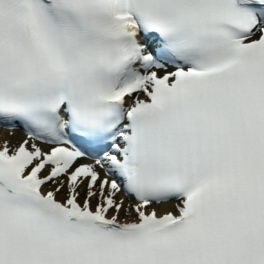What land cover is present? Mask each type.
Wrapping results in <instances>:
<instances>
[{
	"label": "snow or ice",
	"instance_id": "1",
	"mask_svg": "<svg viewBox=\"0 0 264 264\" xmlns=\"http://www.w3.org/2000/svg\"><path fill=\"white\" fill-rule=\"evenodd\" d=\"M0 264H264V0H0Z\"/></svg>",
	"mask_w": 264,
	"mask_h": 264
},
{
	"label": "bare ground",
	"instance_id": "2",
	"mask_svg": "<svg viewBox=\"0 0 264 264\" xmlns=\"http://www.w3.org/2000/svg\"><path fill=\"white\" fill-rule=\"evenodd\" d=\"M4 135H5L4 131L0 130V140H2L4 138Z\"/></svg>",
	"mask_w": 264,
	"mask_h": 264
}]
</instances>
